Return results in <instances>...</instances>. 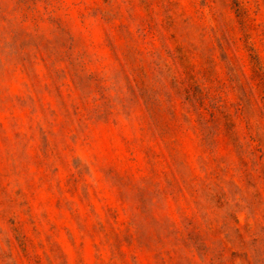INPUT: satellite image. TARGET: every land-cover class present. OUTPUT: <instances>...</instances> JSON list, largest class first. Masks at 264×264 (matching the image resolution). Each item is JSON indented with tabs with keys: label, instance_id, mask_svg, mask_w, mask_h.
Segmentation results:
<instances>
[{
	"label": "rangeland",
	"instance_id": "1",
	"mask_svg": "<svg viewBox=\"0 0 264 264\" xmlns=\"http://www.w3.org/2000/svg\"><path fill=\"white\" fill-rule=\"evenodd\" d=\"M0 264H264V0H0Z\"/></svg>",
	"mask_w": 264,
	"mask_h": 264
}]
</instances>
